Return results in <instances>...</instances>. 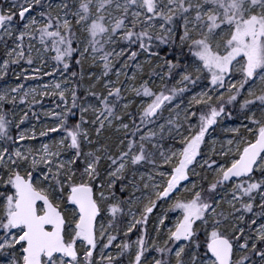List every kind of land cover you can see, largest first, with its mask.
Masks as SVG:
<instances>
[{
    "label": "snow or ice",
    "instance_id": "6c2138e0",
    "mask_svg": "<svg viewBox=\"0 0 264 264\" xmlns=\"http://www.w3.org/2000/svg\"><path fill=\"white\" fill-rule=\"evenodd\" d=\"M0 49V264H264V0H0Z\"/></svg>",
    "mask_w": 264,
    "mask_h": 264
},
{
    "label": "rangeland",
    "instance_id": "374dc122",
    "mask_svg": "<svg viewBox=\"0 0 264 264\" xmlns=\"http://www.w3.org/2000/svg\"><path fill=\"white\" fill-rule=\"evenodd\" d=\"M45 67L50 69L51 62H49V64L46 65ZM93 71L99 72V71H101V69H98L97 68V69H93ZM57 76H59V74H57ZM51 79H52V77L45 76L42 81H39V80H36V81L29 80L26 83H27V85L35 86V85H37L39 83H47V82H50ZM6 80H8L11 83H16L14 77H12L11 75L8 78H6ZM4 83H5L4 81H1L0 82V87H3L4 86ZM84 83L86 85L88 82L85 81ZM161 83L162 82L157 78V80H156V86L158 87ZM163 83L169 84L171 86V82H169L167 80L163 81ZM80 91H81V95H86V93H84L83 87H81V90ZM190 95H191V93L184 94V98L183 99H184V104L185 105L187 104L188 97ZM89 99L90 100H94V98H91V97ZM45 100L50 101V102H47V101L45 102ZM55 104H56V98H44V103H43V105H40V108L38 110V113L41 114L40 120L39 121H35V120L32 121L34 124L37 125V132H39V129H40V127L42 125L52 123V118L51 117H45L43 115V113L48 112L50 110L59 111V109H56ZM21 107H23V106H21ZM135 107H136V105H133L132 106V109H130V110H133L134 111L135 110ZM76 117H77L76 119L78 120L79 119V116L77 115ZM126 119H127V117H126ZM225 125L226 126H229V127H231V126H237V122H235V121H225ZM21 127L23 128L24 126L22 125ZM50 135L58 139L59 136H60V133H54V134H50ZM214 135L219 138L221 136V133L218 131ZM223 135H224V138L226 139L227 138V134L224 133ZM40 139L41 140H44V141H47L48 140V137H41ZM31 143H34L35 144V143H37V141H32ZM132 236H133V238H135V233H133Z\"/></svg>",
    "mask_w": 264,
    "mask_h": 264
},
{
    "label": "trees",
    "instance_id": "16d2710c",
    "mask_svg": "<svg viewBox=\"0 0 264 264\" xmlns=\"http://www.w3.org/2000/svg\"><path fill=\"white\" fill-rule=\"evenodd\" d=\"M0 55H2V49H0ZM0 82H1V81H0ZM79 94L81 95V91H80ZM46 101H47V100H45V102H46ZM47 102H50V101H47ZM39 108H40V105H36L35 108H34L33 110L38 112ZM40 117H41V114H40ZM76 118H77V117H75L74 119H76ZM76 120H77V119H76Z\"/></svg>",
    "mask_w": 264,
    "mask_h": 264
}]
</instances>
